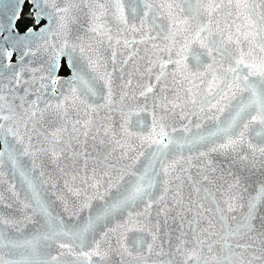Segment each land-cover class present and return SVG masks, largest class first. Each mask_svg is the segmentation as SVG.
I'll list each match as a JSON object with an SVG mask.
<instances>
[{"label": "snow or ice", "instance_id": "snow-or-ice-1", "mask_svg": "<svg viewBox=\"0 0 264 264\" xmlns=\"http://www.w3.org/2000/svg\"><path fill=\"white\" fill-rule=\"evenodd\" d=\"M0 264H264V0H0Z\"/></svg>", "mask_w": 264, "mask_h": 264}, {"label": "trees", "instance_id": "trees-1", "mask_svg": "<svg viewBox=\"0 0 264 264\" xmlns=\"http://www.w3.org/2000/svg\"><path fill=\"white\" fill-rule=\"evenodd\" d=\"M61 74H67V69L65 68Z\"/></svg>", "mask_w": 264, "mask_h": 264}, {"label": "flooded vegetation", "instance_id": "flooded-vegetation-1", "mask_svg": "<svg viewBox=\"0 0 264 264\" xmlns=\"http://www.w3.org/2000/svg\"><path fill=\"white\" fill-rule=\"evenodd\" d=\"M62 75H65V74H62Z\"/></svg>", "mask_w": 264, "mask_h": 264}]
</instances>
